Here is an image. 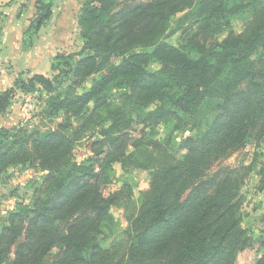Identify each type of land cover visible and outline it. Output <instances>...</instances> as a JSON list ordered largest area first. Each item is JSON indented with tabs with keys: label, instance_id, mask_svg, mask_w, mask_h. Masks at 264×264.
I'll use <instances>...</instances> for the list:
<instances>
[{
	"label": "trees",
	"instance_id": "obj_1",
	"mask_svg": "<svg viewBox=\"0 0 264 264\" xmlns=\"http://www.w3.org/2000/svg\"><path fill=\"white\" fill-rule=\"evenodd\" d=\"M36 7L29 46L53 0ZM177 13L195 22L179 47L163 41ZM236 16H246L241 32ZM78 24L81 50L57 53L51 77L23 72L0 92V115L23 94L41 97L44 117L62 118L48 130L0 126V172L25 164L46 172L41 195L0 232V264H237L255 243L242 194L252 165L221 162L264 138V0H86ZM113 90L154 106V125L187 121L200 131L182 141L180 158L153 141L160 160L150 187L106 249L100 237L115 225L119 194L105 195L106 171L128 159L137 124ZM85 138L79 163L74 150Z\"/></svg>",
	"mask_w": 264,
	"mask_h": 264
},
{
	"label": "rangeland",
	"instance_id": "obj_2",
	"mask_svg": "<svg viewBox=\"0 0 264 264\" xmlns=\"http://www.w3.org/2000/svg\"><path fill=\"white\" fill-rule=\"evenodd\" d=\"M36 1L0 0V92L13 86L23 72L51 77L54 73L51 63L57 53L78 52L82 48L78 16L86 0H53L51 19L33 36L32 46L27 45L29 42L24 43L25 32L38 12ZM245 23L246 16L233 18L234 29L238 32L244 30ZM194 27L195 22L191 16L177 13L172 17L163 41L179 47L184 44L187 30ZM151 67H158V63H153ZM124 91L113 90L110 99L117 105H126L137 124L129 131L132 144L128 150V159L123 164H113L106 171L109 182L104 185L105 195L119 193L111 207L115 225L100 237L101 245L106 249L122 239L128 226V217L136 211L142 192L150 187L151 167L160 160L153 141L160 142L169 154L180 158L186 152L182 141L200 131L192 128L187 121L154 125L149 120V113L154 106H140L134 99L124 95ZM43 106L39 95L20 94L13 106L0 115V126L9 129L24 127L28 130L55 128L62 118L44 117ZM99 131L96 129L97 133ZM85 141L87 138L74 150L75 159L79 163L85 162L89 154ZM221 164L252 165L242 194L246 197L244 225L250 230L255 243L238 254L237 264H256L264 253V138L258 144H247ZM45 176L46 172L29 164L14 165L0 172V232L8 225L10 214L21 203L31 204L36 196L41 195Z\"/></svg>",
	"mask_w": 264,
	"mask_h": 264
}]
</instances>
